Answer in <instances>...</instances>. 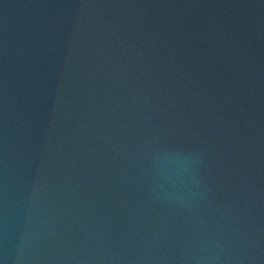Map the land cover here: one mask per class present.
Instances as JSON below:
<instances>
[{"label":"water","instance_id":"obj_1","mask_svg":"<svg viewBox=\"0 0 264 264\" xmlns=\"http://www.w3.org/2000/svg\"><path fill=\"white\" fill-rule=\"evenodd\" d=\"M0 264H264V0H0Z\"/></svg>","mask_w":264,"mask_h":264}]
</instances>
